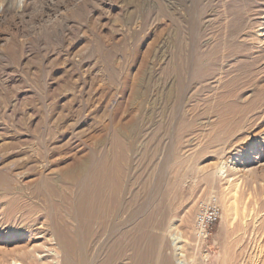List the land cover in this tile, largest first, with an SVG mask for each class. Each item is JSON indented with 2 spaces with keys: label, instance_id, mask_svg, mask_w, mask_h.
Masks as SVG:
<instances>
[{
  "label": "rangeland",
  "instance_id": "rangeland-1",
  "mask_svg": "<svg viewBox=\"0 0 264 264\" xmlns=\"http://www.w3.org/2000/svg\"><path fill=\"white\" fill-rule=\"evenodd\" d=\"M194 1L0 0V174L28 191L40 176L58 180L103 141L109 149L114 130L141 126L122 183L125 241L152 217L153 259L146 264H264V111L249 113L233 129L221 127L218 114L200 107L199 80L177 107L175 79L164 74L173 61L176 29L182 40L189 37ZM263 3L199 5L207 12L198 21L204 35L199 47L237 15L257 39L248 43L262 81L247 89L248 97L264 85ZM209 19L213 26L203 31ZM125 138L131 141V129ZM163 163L169 165L166 182L149 193ZM3 195L0 187L2 209L8 205ZM212 196L221 202L222 217L199 244L195 215ZM134 209L140 210L132 219ZM132 257L126 248L124 263Z\"/></svg>",
  "mask_w": 264,
  "mask_h": 264
},
{
  "label": "bare ground",
  "instance_id": "bare-ground-1",
  "mask_svg": "<svg viewBox=\"0 0 264 264\" xmlns=\"http://www.w3.org/2000/svg\"><path fill=\"white\" fill-rule=\"evenodd\" d=\"M201 2L195 0L188 11L189 37L182 40L181 30L176 29L173 61L164 74L175 79L177 107L184 102L183 95L193 81L199 80L200 107L205 108L206 113L218 114L221 127L233 129L232 125L240 124L249 113L264 111V85L256 94L246 95L249 87L262 81L254 70L259 58L253 55L248 43L257 39L248 30L249 24L243 23L237 15L222 24L223 28L220 25V30L216 29L210 37L212 42L199 47L204 35L200 34L198 21L207 13L204 7H199ZM213 23L209 19L202 30L209 31ZM129 129L132 131L130 142L125 138V130ZM141 131V126L114 130L109 149L104 148L108 141H103L99 148L62 170L58 180L40 176L36 185L25 192L15 188L17 185L13 187L9 176L0 174V187L4 198L8 199V205L4 209L0 207V264H125L126 248L133 251L131 264H146L153 259L150 244L154 240L147 224L155 219L151 217L132 229L127 242L123 234L127 231L122 232L125 223L122 183L129 155L142 138ZM168 166L162 165L158 174L160 180L151 185L149 193L165 184ZM139 210H132L129 217L136 218ZM171 237L175 251L181 255L179 236L173 233ZM144 239L148 240L147 248L141 246ZM161 264L169 262L164 259ZM178 264L184 263L179 259Z\"/></svg>",
  "mask_w": 264,
  "mask_h": 264
},
{
  "label": "built area",
  "instance_id": "built-area-1",
  "mask_svg": "<svg viewBox=\"0 0 264 264\" xmlns=\"http://www.w3.org/2000/svg\"><path fill=\"white\" fill-rule=\"evenodd\" d=\"M221 217L222 206L217 197L212 196L200 202L194 220L195 236L199 244H204L212 235Z\"/></svg>",
  "mask_w": 264,
  "mask_h": 264
}]
</instances>
